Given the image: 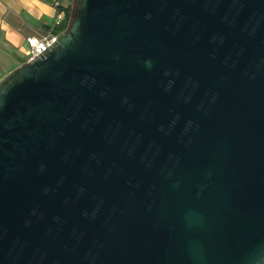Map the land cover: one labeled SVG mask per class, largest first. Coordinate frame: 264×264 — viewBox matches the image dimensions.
I'll return each instance as SVG.
<instances>
[{
    "label": "water",
    "instance_id": "1",
    "mask_svg": "<svg viewBox=\"0 0 264 264\" xmlns=\"http://www.w3.org/2000/svg\"><path fill=\"white\" fill-rule=\"evenodd\" d=\"M0 264H264V0H73L0 80Z\"/></svg>",
    "mask_w": 264,
    "mask_h": 264
},
{
    "label": "crops",
    "instance_id": "2",
    "mask_svg": "<svg viewBox=\"0 0 264 264\" xmlns=\"http://www.w3.org/2000/svg\"><path fill=\"white\" fill-rule=\"evenodd\" d=\"M73 0H0V80L28 61V39L56 30L60 8Z\"/></svg>",
    "mask_w": 264,
    "mask_h": 264
},
{
    "label": "built area",
    "instance_id": "3",
    "mask_svg": "<svg viewBox=\"0 0 264 264\" xmlns=\"http://www.w3.org/2000/svg\"><path fill=\"white\" fill-rule=\"evenodd\" d=\"M66 21H68L66 12L59 10L55 23L57 27L56 31L42 37H31L28 39V61L42 55L58 41L59 33L66 28L62 26Z\"/></svg>",
    "mask_w": 264,
    "mask_h": 264
},
{
    "label": "trees",
    "instance_id": "4",
    "mask_svg": "<svg viewBox=\"0 0 264 264\" xmlns=\"http://www.w3.org/2000/svg\"><path fill=\"white\" fill-rule=\"evenodd\" d=\"M59 10H61V11H65L66 14H67V16H68V18H69V15H70V8H60ZM67 22H68V21H66L62 26H63V27H66V26H67ZM56 29H57V27H56ZM55 31H56V30H55Z\"/></svg>",
    "mask_w": 264,
    "mask_h": 264
}]
</instances>
